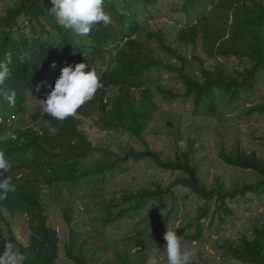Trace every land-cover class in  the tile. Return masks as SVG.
<instances>
[{
    "label": "trees",
    "instance_id": "obj_1",
    "mask_svg": "<svg viewBox=\"0 0 264 264\" xmlns=\"http://www.w3.org/2000/svg\"><path fill=\"white\" fill-rule=\"evenodd\" d=\"M138 1L144 6L152 7H155L157 2ZM215 1L183 0L180 8L172 9L182 12L185 19L184 25L178 30V43L186 47L195 46L197 39L201 38V47L208 59L216 62L227 61L232 57L237 60L247 59L249 67L241 72L236 71L234 77L227 76L221 68L210 70L202 67L200 75L203 81L196 75L187 74L191 62L165 44L162 30L149 32L145 36L146 41H138L136 38L141 31L138 16L132 15L127 9L121 10L120 4L113 0H104L103 4L111 22L106 26L94 25L89 35L84 37L90 41L89 44H86V40L76 43V36L56 23L54 15L49 14L51 0H19L13 7L5 10V14L0 18V60L4 59L5 54L11 57V63L8 65L11 77L6 88L15 91L16 103L15 106H10L6 100L0 98V136H7L6 121L10 117H19L27 124L34 122L38 126L41 114L44 113L41 101L46 99L54 87L63 67L87 63L85 71L94 70L103 83L94 98L78 109L76 115L61 122L44 114V122L38 126L39 131L31 127L18 130L17 142L8 138L4 143H0V151L5 153L11 165L5 175L13 172L23 173L21 181L14 183L15 191L9 192L5 199H0V223L11 233L9 217H13L21 209L28 216L29 245L18 244L19 251L26 256L24 264H56L60 256L58 235L48 225V204L44 194L42 195L37 182L28 178L26 173H29L39 160L47 159L51 163L54 162L50 167L60 166L62 170L54 176H45L46 185L51 187L55 184L67 190L74 188L81 177L88 174L81 168L83 161L94 153L109 154L103 148L92 146L88 136L81 129L82 119L90 118L96 110L99 116L94 118L95 125L105 131L130 133L145 147L143 151L127 148L120 157V162L136 163L150 159L161 171L180 174L167 188L155 184L153 189L126 191L118 199L112 198L103 203V229L118 222L128 213L137 214L143 211L152 200L157 202L156 212L150 219V223H153L166 210V198L172 195V190L182 187L203 201L197 207L195 216L179 231L184 234L193 228L194 232L185 238L196 242L203 237V224L209 217L212 203L219 204V211L230 213L226 202L228 198L235 199L248 193H263L264 159L255 153H227L224 149L220 151L219 158L225 165L252 171L262 178L257 185H244L239 191L226 192L222 185L208 189L202 184L196 168L189 161L191 149L176 154L174 159H162L158 152L150 149L144 139L146 123L153 111L157 110L147 88L148 77L153 71L166 69L179 75L184 86L183 93L162 87H157L156 92L166 102L179 99L191 102L192 117L214 118V104L218 92L229 94L228 101H234L240 90L249 93L258 81L264 79V40L261 35L264 26V5L255 0H248L251 3L249 6L246 0H243L241 6L236 2V7L233 0H220L221 5L217 7H223L227 14L234 9L231 39H224L221 30L212 26L211 15L206 16L207 7L214 6ZM25 23L31 29V39L23 33ZM51 28L57 31L60 38L58 45L52 42ZM37 29L46 33L49 38L42 40L37 37ZM151 41L156 42L171 59L179 61L180 65L172 66L156 58L154 49L149 45ZM62 61L67 64L62 66ZM114 89L117 91L115 100L108 94ZM105 98L107 104L103 102ZM35 103L37 107L28 106ZM250 112L264 115V105L254 106ZM50 127L56 128L57 131L50 132ZM28 154H31L32 158H29ZM116 165V161L108 164L104 159L103 168H99V171L104 174L105 169L112 171ZM119 206L124 208L114 212ZM170 213L171 211H168L167 215ZM63 214L69 223L67 211H63ZM163 223L166 224L167 219H164ZM73 231L70 230L66 255L75 264H88L82 253H73ZM254 235V240L242 238L240 247L228 248L234 260L243 264H264V227L256 229Z\"/></svg>",
    "mask_w": 264,
    "mask_h": 264
},
{
    "label": "rangeland",
    "instance_id": "obj_2",
    "mask_svg": "<svg viewBox=\"0 0 264 264\" xmlns=\"http://www.w3.org/2000/svg\"><path fill=\"white\" fill-rule=\"evenodd\" d=\"M18 1L0 0V18L8 7H13ZM113 1L120 4L121 10L127 9L132 15L138 16L141 23V31L136 38L138 41H146L145 36L149 32L162 30L165 44L191 62L187 74L198 76L200 81H203L200 75L202 67L210 70L221 68L230 77H234L236 71L241 72L249 67L247 59L237 60L232 57L227 61L217 62L208 59L201 47V38L197 39L195 46L186 47L178 43V30L184 25L185 19L182 12H175L172 9L180 8L183 0H157L155 7L144 6L138 0ZM255 1L264 5V0ZM233 2L235 6L236 2L241 6L243 0ZM246 3L251 6L248 0ZM217 5H221L220 0H216L214 6L207 7L206 16L211 15L212 26L221 30L224 39H231L234 9L227 14L223 7L219 8ZM24 25L26 27L23 33L31 39V29L26 23ZM36 32L37 37L42 40L49 38L39 29ZM51 34L52 42L60 44L57 31L51 28ZM261 35L264 40V26ZM75 40L77 43L86 39L76 37ZM89 42L86 40V44ZM149 45L154 49L156 58L163 63L180 65L179 61L171 59L164 53L156 42L151 41ZM64 65L65 61H62V66ZM157 87L184 92L182 80L175 72L162 69L153 71L148 77L147 88L157 106L143 133L151 150L158 152L162 159H174L176 154L191 149L190 164L196 168L202 184L208 189L222 185L224 191L234 192L241 190L244 185L259 183L262 179L260 176L249 170L225 165L220 160L219 153L222 149L227 153L240 151L246 154L255 153L264 159V115L250 112L252 107L264 105V79L258 81L249 93L240 90L234 101H228L229 94L218 92L214 104V118L192 117L191 102L180 99L163 101L156 92ZM116 92L114 89L108 94L115 100ZM28 106L37 107L36 103ZM98 116L96 110L90 118H83L81 129L88 136L92 146L103 148L109 154L94 153L92 157L83 161L81 168L88 174L81 177L74 188L67 190L55 184L51 187L46 185L45 176H54L62 170L60 166L50 167L54 162L51 163L47 159L39 160L35 167L26 173L28 178L37 182L48 204V225L56 231L59 238L60 256L56 264H75L66 255L70 230H74L72 235L75 239L74 255L82 253L88 264H147L154 248L161 251L160 264H166L163 251L166 245L164 235L168 229L176 231L177 235L182 237L184 248L196 250L197 255L193 258L192 264H243L231 257L228 248L240 247L242 238L254 240V231L264 227V189L261 195L248 193L235 199L228 198L226 202L230 213L219 211V204L212 203L209 217L203 224V237L196 242H190L185 238L194 232L193 228L184 234H180L179 231L195 216L197 207L203 201L182 187L172 190V195L166 198V210L153 223H150V219L154 216L157 205L154 200L150 201L143 211L137 214L128 213L118 222L103 229L101 225L103 203L112 198L118 199L126 191L153 189L155 184L167 188L180 174L163 172L150 159L136 163L120 162L119 159L127 148L143 151L145 147L130 133L105 131L95 125L94 118ZM43 122L40 120L38 126ZM25 123L24 119H20L17 126ZM30 125H34V122H30ZM28 156L32 158L31 154ZM104 159L108 164L116 161L117 165L112 171L105 169L104 174H101L99 168H103ZM122 208L124 207L119 206L114 212ZM63 211H67L69 223ZM168 211H171L169 215ZM27 219L28 216L22 209L13 217H9L11 233L0 223V254L4 251L6 243H13L18 250V244L29 245L30 230ZM164 219H167L166 224L163 223Z\"/></svg>",
    "mask_w": 264,
    "mask_h": 264
},
{
    "label": "clouds",
    "instance_id": "obj_3",
    "mask_svg": "<svg viewBox=\"0 0 264 264\" xmlns=\"http://www.w3.org/2000/svg\"><path fill=\"white\" fill-rule=\"evenodd\" d=\"M52 7L49 14L54 15L56 23L63 29L70 31L76 37H87L96 24L108 25L111 17L104 11V0H51ZM11 57L5 54L0 60V98L6 100L10 106H15L16 93L7 89L6 85L11 77L8 65ZM67 63L65 62V65ZM55 67V63L52 64ZM87 63H78L74 67L68 65L62 68L61 74L55 81L44 101L43 112L40 120H44V114L57 121H65L69 117L77 114L85 103L91 101L96 92L103 87L101 78L94 70L85 71ZM107 104V99L103 101ZM19 117L7 119V136H0V143H4L8 138L17 142V131L33 128L39 131L34 125L25 123L17 126ZM39 120V121H40ZM38 121V122H39ZM50 132L55 133L56 128L50 127ZM181 146H183L181 144ZM10 162L3 151H0V199H5L9 192L15 191L14 183L21 181L23 173L13 172L5 175L10 168ZM14 180V181H13ZM166 245L164 255L166 264H192L193 258L197 255L195 249H186L182 244V237L176 231L168 229L164 235ZM160 253L158 248L153 249V254L148 258L147 264H160ZM26 256L15 248L13 243H6L5 249L0 254V264H24Z\"/></svg>",
    "mask_w": 264,
    "mask_h": 264
}]
</instances>
